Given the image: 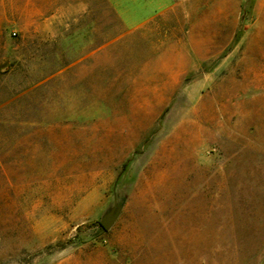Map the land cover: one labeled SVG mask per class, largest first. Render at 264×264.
<instances>
[{"label": "rangeland", "instance_id": "obj_1", "mask_svg": "<svg viewBox=\"0 0 264 264\" xmlns=\"http://www.w3.org/2000/svg\"><path fill=\"white\" fill-rule=\"evenodd\" d=\"M165 2L0 0V264H264V0Z\"/></svg>", "mask_w": 264, "mask_h": 264}, {"label": "crops", "instance_id": "obj_2", "mask_svg": "<svg viewBox=\"0 0 264 264\" xmlns=\"http://www.w3.org/2000/svg\"><path fill=\"white\" fill-rule=\"evenodd\" d=\"M169 4L170 2L166 3L165 0H144V5L139 6L136 10V14L139 16L138 23L154 15L164 13Z\"/></svg>", "mask_w": 264, "mask_h": 264}]
</instances>
